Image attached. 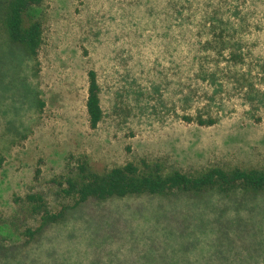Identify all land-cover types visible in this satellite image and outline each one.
<instances>
[{"label": "rangeland", "instance_id": "obj_1", "mask_svg": "<svg viewBox=\"0 0 264 264\" xmlns=\"http://www.w3.org/2000/svg\"><path fill=\"white\" fill-rule=\"evenodd\" d=\"M34 14L37 59L0 62V264H264L262 198L87 200L29 243L7 226L29 193L73 205L56 181L82 157L98 170L264 167V0H43ZM212 15L230 43L213 40Z\"/></svg>", "mask_w": 264, "mask_h": 264}, {"label": "trees", "instance_id": "obj_2", "mask_svg": "<svg viewBox=\"0 0 264 264\" xmlns=\"http://www.w3.org/2000/svg\"><path fill=\"white\" fill-rule=\"evenodd\" d=\"M42 2L43 0H0V29L7 45V49L0 52V62L7 58V54L13 55L14 52L24 58L37 59L42 43V23L34 12ZM211 17L210 27L217 33L213 40L221 44L230 43L231 40L223 34L226 31L225 26H219L223 21L215 15ZM231 53L234 57L237 56L236 51ZM87 83L86 113L90 127L95 128L102 120L103 109L94 69L88 70ZM196 121L199 124L213 123L212 119H203L200 116ZM56 183L61 196L73 200V205H63L53 211L42 193L27 194L25 203L20 205L24 217L18 212L16 218L11 219L10 225L5 224L12 233L24 237V242L29 243L42 235L50 225L62 222L69 209L87 200L142 195L204 196L210 193L234 200H264V167L259 166L212 165L185 172L167 169L159 160L141 159L98 170L82 157ZM33 218L36 219L35 225L29 222Z\"/></svg>", "mask_w": 264, "mask_h": 264}]
</instances>
